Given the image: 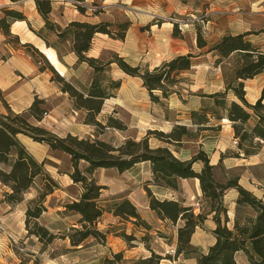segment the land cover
Here are the masks:
<instances>
[{"label": "trees", "instance_id": "16d2710c", "mask_svg": "<svg viewBox=\"0 0 264 264\" xmlns=\"http://www.w3.org/2000/svg\"><path fill=\"white\" fill-rule=\"evenodd\" d=\"M68 1L75 5L80 14H86V8L79 5L84 0ZM34 2L44 21L42 31L34 33L47 47L56 51L61 63L67 54H62L58 44H51L46 33L54 34L59 44H67L68 54L73 53L76 56L77 64L86 65L93 71L88 86L80 87L75 82L66 80L40 51L31 45L25 47L44 59L46 63L40 69L49 70L52 73V81L72 100L74 110L85 114L83 124L97 129L94 138L72 135L58 137L38 125L50 111L46 100L35 98L26 112L16 114L8 107L5 94L0 89V102L7 111L6 114H0V185L8 189L3 194V201L9 205H18L25 201V195L37 181L42 183L34 198L28 202L25 214L28 236L38 239L42 246L40 254L56 240H68L72 250L84 248L89 241L105 245L107 235L111 231L104 233L97 227L105 214L113 215L119 219L120 224L132 222L142 227L146 234H150L152 227L142 220L137 207L126 195L104 200L102 191L105 187L99 186L90 177L99 169H116L119 173H124L139 163L147 162L152 170L151 184L156 187L176 192L179 191L181 180L198 179L202 193L198 211L181 200H160L147 189L150 210L160 221L176 227L174 255L165 257L156 252L147 243L149 235H143L144 237L139 239L135 234L128 235L123 231L117 234V237L124 240L128 249L134 248L132 243L137 242L149 254L127 259L124 252L110 251L101 264H160L162 260L172 258L182 261L195 260L196 264H237L236 255L239 252L247 256L250 264H264V201L239 184L240 174L232 176L231 171H226L222 165L225 158L249 159L256 156L264 146V87L261 97L254 104L246 100L245 91L246 81L264 74V48L251 40V36L264 35V28L257 32L225 35L211 46L204 40L198 28L197 48L203 50L209 46L206 54H212L216 58L215 64L222 70L224 91L196 95L195 97L201 100V106L197 111H190L189 124L177 121L169 133L149 131L139 141L129 138L116 147L98 137L100 130L106 128L126 130V126L118 119L109 117L106 124L98 120L105 102L116 97L122 87V79L112 75V66L116 65L117 69L128 77L140 79L151 101L165 106L163 102H167L174 95L185 103L176 87L182 84L183 75L195 66V59L201 55H180L153 69L148 66H133L117 53L108 61L89 57L88 53L97 35L125 41L132 23L128 20L123 23L72 21L62 28L52 21L51 0ZM93 14L100 13L94 11ZM10 21H27V18L20 11L4 8L3 17L0 18V31L7 36L11 35ZM173 35H179L177 24L174 25ZM163 117L168 118L165 114ZM223 120L231 124L236 150L222 154L217 166L210 164L209 157L203 150L198 151L188 161L178 159L170 150V147L177 150L182 147L183 142L188 141L187 138L193 132L191 128H195L197 134L219 131ZM212 121L214 123H211ZM20 135L48 146L52 152H60L70 157L72 170L67 174L74 185L81 186L82 193L72 202L65 204L64 208L68 213L79 217L78 228L71 227L67 232L56 233L40 223L47 210V197L59 190L60 186L46 170V162H38L27 151L19 140ZM152 136L165 146L152 149L149 144ZM81 161L89 164L83 170L79 168ZM196 163L202 165L199 172L194 170ZM217 170L224 172L225 181L217 180ZM229 190L238 192L231 227L228 208L224 204V196ZM241 210H246L247 214L239 215ZM208 216H212L216 224L213 231L216 242L206 254H202L192 245V237L198 228L204 227ZM155 234L162 236L161 231H155ZM34 264L40 263L36 260Z\"/></svg>", "mask_w": 264, "mask_h": 264}, {"label": "rangeland", "instance_id": "374dc122", "mask_svg": "<svg viewBox=\"0 0 264 264\" xmlns=\"http://www.w3.org/2000/svg\"><path fill=\"white\" fill-rule=\"evenodd\" d=\"M65 1L69 2V4ZM55 2L58 3L55 4L58 8L55 11V16L52 18V21L54 22L57 20L62 21L60 19V14L62 12H66L67 19L78 18L81 21L91 23H98L100 21L123 23L128 20L134 25L133 30L127 33L128 37H126L127 40L125 39V41L114 40V42L113 39L105 38L104 41L100 40L98 42V45H101L102 42H104L105 50H103V54L101 56V59L104 61H108L113 58V55L115 54L114 49L118 48H123L126 53L130 52L128 55L134 60L138 58L140 63L142 62V59L146 58H150V61L156 62L164 56L165 53L173 54L178 50V48L183 51H188V53H192L196 56L201 55L199 56L200 58L197 57L198 59L195 60V66L183 75L182 84L176 87V89L181 93L182 99L186 104L175 95L167 102H163L165 106L154 104L156 106H154V111L150 114V123L146 120L142 121L141 119V116L145 115L146 103L148 101L153 103L149 93H147V98V96L141 92L140 85L136 84L132 80L131 82H127L128 80L126 79H129V77L119 71L116 65L112 66V75L115 78H121L122 82L125 80V86L119 96L120 98H117L119 93L118 91L116 97H114L115 100L110 99L108 102H105L103 112H101L98 116V120L103 124H106L107 118L109 117L118 119L126 126V130L120 131L112 128H106L104 130H100L101 133L98 134V137L99 139L116 147L122 145L129 138H134L136 141H139L144 138L149 131H166L164 133H169L175 126V122L172 118L174 119L176 116H180L179 114L177 115L176 111H180V113H189L190 109L197 106L196 103L200 100L198 97H195L196 95L223 92L224 81L222 70L215 64L216 58L213 57L212 54H206L208 47L217 43L220 38L225 35L241 34L245 33L246 30H249L250 32H257L262 26H264V17L256 15L258 14L255 12L256 10H254L256 7L254 8L250 0H84V2L79 3L81 7L86 8V14L84 15H80L79 12H77L75 5L68 0H56ZM60 3L63 4L61 5ZM94 11H97L100 14L94 15ZM27 12L29 13L28 8ZM31 23L33 25L31 30L33 34L37 36L34 31H42L44 25L40 27L35 20H32ZM175 24L178 25V36L173 35ZM139 27L141 30H139ZM198 28L201 30L204 40L209 45L203 50H199L196 44ZM46 34L49 37L51 44H58L62 54L68 55L69 48L67 44H59L57 38L52 33L47 32ZM170 39L174 42L168 41ZM252 39L254 43L258 45H260V43L264 44V35H260L259 37L253 36ZM133 42L144 45L145 50L141 53L132 51ZM28 50L31 51V49ZM148 52H150L149 55ZM133 53H136L137 57ZM36 56L42 67L46 62H44V59H42L39 55L36 54ZM127 61L130 62L129 60ZM68 62L70 63L71 61L68 60ZM131 64L133 63L131 62ZM71 68L72 70H69L63 75L64 78L75 82L80 87L88 86L91 77L93 76V71L86 65H74ZM259 86L260 83L258 80L247 84L248 90L251 88H258ZM117 101L123 103V106L118 107L114 105ZM170 106L171 108H169ZM169 109L172 110L170 111ZM76 112L77 114L68 113L66 116V122L58 121V117L52 114L55 120L51 118L50 121L51 123H55L56 128L51 126V129H54L55 132L61 135V138L71 135L69 132L77 134V137L79 138H94L97 129L95 130L92 126H89L91 127L90 129H92V132L90 129L87 131L90 136L86 133L83 134L80 125L83 124L85 114L78 111ZM164 114L166 115V118H168L163 119V121L167 120L168 122L169 120L170 122L171 120V128L169 130H165V128H162L161 126L164 130L163 131L159 129V125H157V115L160 120L161 116ZM187 118L188 116L185 115L184 119L180 122L182 124H189ZM41 123H39L40 126L44 127L45 125ZM137 124H140L139 129L135 128ZM191 130L193 132L190 133L187 138L188 141L183 142L182 147L179 148L183 150L181 153V157L183 158H192L193 155L203 149L200 141L203 143L205 142L204 136L209 137V142L204 143L207 145L204 149L207 148L208 151H210V149L214 146L216 149L224 148L227 146L226 143H229L230 141L229 136H227L228 134H225L228 132L224 128H221L219 131H212L209 134H206L205 132L197 134L195 132V128H191ZM150 140L157 139L152 136ZM160 144L165 146L162 142H160ZM153 147L154 146L151 148L154 149ZM170 149L173 150L174 147H170ZM226 150H228V148ZM54 153L55 155L53 158L50 160H44L46 162L45 168L47 171L49 170L53 173V176L58 175L60 177V179L57 180L60 189L57 190L56 196L50 199L48 206L61 208L60 212H57L56 214L61 219L62 226L68 227V230L71 228L70 226L78 228L77 221L79 217L68 213L63 209H65V204L72 202L82 193V188L80 185H74L67 174V172L72 170L70 157L60 152ZM208 156L212 157L213 155L212 153H209ZM212 161H214L213 157ZM88 165V163L81 161L79 163V168L83 170ZM251 166L252 167L248 166V168L234 169L231 171V175L242 174L244 170H247L258 181L262 180V183H264V164H253ZM195 168L197 169L196 166ZM102 171L103 169H99L93 172L90 177L95 180L99 186L105 187L102 191V199L104 200H110L120 195H126L130 200L129 194L135 191L138 193V195H136L137 200H140V197H142L140 196V193L142 192L144 196L141 199L149 202L148 193L146 191L147 189H149L156 198L160 200L165 199L163 194H159L161 192L156 189V186L151 184L153 179L152 170L148 168L147 165L140 166L133 170L130 169L119 174L116 172V169H108L105 174H103ZM50 172L49 174H51ZM216 177L218 181L223 182L225 181L226 176L223 171L217 170ZM41 185L42 183L37 181L30 192L25 195L27 205L28 202L34 198L37 190L42 187ZM125 189L127 190L126 192L113 195V193ZM176 193V196L172 194L171 196H168V198L172 200H180V188L179 191H176ZM258 195H260V193H258ZM131 202L133 203V201ZM200 203L201 201H198V204ZM240 214L245 215L247 214V211L241 210L239 215ZM141 218L149 224V222L142 216ZM158 221L159 219L154 214V219L150 222L151 224H149L153 230L150 234H146L142 227L136 226L132 222L120 224L119 219L112 220L105 214L97 225L99 230L104 233L111 231V233L107 235L105 245L89 241L82 249L70 250L67 248L68 245L63 243L62 240H56L53 243L54 245H50L53 252L49 258V264H101L102 260L109 255L110 251L117 253L121 247L122 251L119 252H124L127 259L143 255L146 256L149 254L147 250H145V248L137 242L132 243L134 248L128 249L124 240L117 237V234L119 235L123 233V231H125L128 235L135 234V236L139 239L145 235H149L147 243L156 252L163 254L165 257L173 256L176 227L171 226L169 223ZM40 223L44 225L42 221H40ZM13 231L18 233V229L14 228L13 230H10L0 220V237H5L7 239L10 249L16 253L15 255H18L21 260H31L29 256H25L26 254L29 255L26 252V249L28 248L32 250L35 247V243L29 240L28 245H24L22 242L25 241V239H19L18 235ZM65 231L67 232V230ZM155 231H161L162 236L160 237V234H155ZM26 232L27 237H29L27 230ZM196 239L198 241L197 237ZM172 259H165L162 261L164 264H182L183 262L182 260ZM18 260L20 261V259ZM36 260L42 264L40 258ZM20 262L22 263V261ZM192 263L194 262L187 261L185 264Z\"/></svg>", "mask_w": 264, "mask_h": 264}, {"label": "crops", "instance_id": "0c3cea01", "mask_svg": "<svg viewBox=\"0 0 264 264\" xmlns=\"http://www.w3.org/2000/svg\"><path fill=\"white\" fill-rule=\"evenodd\" d=\"M51 1L53 5V12H52V18H53L55 16V11L58 8L55 4H58V3L55 2L56 0H51ZM250 1L252 5L254 6V8L256 7V9H254L256 10L255 12L258 13L256 15L260 17H264V0H250ZM65 2L69 4V2L67 1ZM60 4L62 5L63 3H60ZM4 8H8L9 10L20 11L27 18V21H10V34H11L10 36H7L2 31H0V89L5 94V102L7 103L8 107L10 108L12 112L16 114H20V113L26 112L31 107L35 98L46 100L48 102L50 111H49V114L44 118L41 124H44L45 125L44 127L47 130L51 131L53 134L57 135L58 137H61V135L55 132L54 129H51L52 128L51 126H54V127L56 126L55 123H51L50 121L51 118L55 120L52 114L58 117V121L66 122L67 121L66 116L68 115V113L77 114V112L74 110L73 102L69 98L68 94L62 93L60 90V87L52 81V74L50 73L49 70L40 69L41 65H40V62H38L36 54L32 50L29 51L28 48L25 47V45H31L35 49L40 51L47 58L49 63L61 75H64L69 70H72L71 68L72 66L74 65L81 66V65L77 64V58L73 53H70L64 56L62 58L63 63H61L57 57L56 51L52 48L47 47L46 44L40 38H38L37 36L33 34L31 30L33 27L31 23L32 20H35L36 23H38L40 27L44 25V21L42 20V18L40 17V15L38 14L36 10L34 0H0V18L3 17ZM27 8H28L29 13L27 12ZM66 16H67L66 12H62L60 14V19L62 21L57 20L55 21V23L61 26L62 28H64L68 23L72 21H81L78 18L67 19ZM133 26L134 25L132 24L129 31L133 30ZM263 28L264 26H262L260 30ZM139 30H141L140 27H139ZM246 31L249 32V30H246ZM259 36H255V37H259ZM252 37L253 36H251V40L253 41ZM105 38H109V37L106 35H97L95 37L92 48L90 49L88 53L89 57L102 58L101 56L103 54L102 53L103 50H105V46H104V42H102L101 45H98V42L100 40L104 41ZM168 41L174 42L171 39ZM260 46L264 48V44L260 43ZM143 50H145L144 45H140L138 43L133 44L132 51H135V52L137 51L136 53H141ZM114 52L117 53L119 56L129 60L130 62L126 60L129 64H131L132 62L133 64L131 65L133 66H148L150 69L158 67L163 62L169 61L177 56L188 54V51H183L180 48H178V50L175 51L173 54L165 53V55L162 56L156 62L150 61L151 60L150 58H146V59L140 58L142 59V62L140 63L138 61V58L134 60L132 57L128 55V53L130 52L126 53V51H124L123 48L114 49ZM136 53H133V54L137 57ZM149 54L150 52H148V55ZM198 58H196L195 60H197ZM68 60H70L71 62L69 63ZM126 80H128L127 82H131L132 80L136 84L140 85L141 92L145 94L148 98V94H147L148 92L146 89L142 87V82L140 79L129 77V79H126ZM257 80L260 83V86L255 89L251 88L250 90H248L247 84H249L250 82L257 81ZM124 86H125V80L122 83V87L119 90L117 98H120L119 96L121 95V92L123 91ZM263 87H264V74H260L254 79L246 81L245 82L246 100L250 104H254L261 97ZM212 94H215V93H212ZM109 100H107L106 102H108ZM112 100H115V98H112ZM196 104L197 106L190 109V111L199 110L201 106V100L198 101V103ZM114 105L119 107V106H123V103H121L120 101H117ZM154 106L156 105H154V103H151L150 101L146 103L145 115L141 116L142 121L146 120L149 123L151 122L150 114L152 113V111H154V108H155ZM169 108H171V106ZM169 110L171 111L172 109H169ZM176 112H177V115L179 114L180 116H176L174 119L172 118L175 124L177 121H182L185 115L188 116L187 119L190 123L189 113H186V112L180 113V111H176ZM6 113H7L6 108L0 102V114H6ZM157 117L159 118L158 115ZM158 118H157V121H158L157 125H159V129L163 130L162 128H165V130H169L171 128V120L170 122L169 120L168 122L167 120L163 121L164 119L163 116H161L160 120ZM211 123H214V122L212 121ZM80 126L82 128L81 130L83 134L86 133L88 136H90V134L87 131L91 127L86 126L84 124ZM139 127H140V124H137L135 128L139 129ZM221 128H224L225 130H227L228 133H225V134H228L227 136H229L230 138L229 143H226L227 146H225L224 148L216 149V147L214 146L210 149V151H208L207 148L204 149L207 146L204 143L209 142V139H208L209 137L204 136V141H205L204 143L200 141V143L203 146L202 150L208 155L209 153H212L213 155L212 157L214 158V161H212L211 156H208V157L210 160V164L213 166H217L219 164L220 157L222 154L230 150L232 151L236 150V141L234 139L231 124L227 120H223L221 123ZM90 130L92 132V129ZM204 132L206 134H209L212 131H204ZM69 134H71L72 136H76V137L78 136L77 134H73L70 132ZM19 140L24 145V147L27 149V151L38 162H42L45 159L50 160L55 155V153L52 152L48 146L34 142L32 139H30L27 136L20 135ZM149 144H150V147L154 146L153 147L154 149L158 147H164L157 140H150ZM227 148L228 150H226ZM170 150L173 152L175 157H177L180 160L188 161L191 159V157L190 158L181 157V153L183 152L182 149L176 150L174 148L173 150L172 149ZM253 164L255 165L264 164V146L258 155L250 157L249 159L225 158L222 163L226 171H232L237 168H245V167L248 168V166L252 167L251 165ZM144 165H147V167L151 169L150 163L146 162V163H139L135 165L132 168V170L140 166H144ZM195 166L197 167V169L195 168ZM201 169H202L201 164L196 163L194 165V170L196 172H199ZM109 170H113V169H109ZM48 172L50 171L48 170ZM116 172L119 174L118 171ZM102 173L105 174L106 169L105 170L103 169ZM51 174H52V177L56 181L60 179L58 175L53 176V173ZM239 184L247 191H250L251 193H253L257 198L262 199L264 201V183H262V180L258 181L247 170H244V172L240 174ZM156 189H158L161 192L159 194H163L165 199H168V200H172V199H169L168 196H171L172 194L176 196L177 194L174 191L161 188V187H156ZM6 191H8V189L0 185V220L10 230H13L14 228L18 229V233L14 231L13 232L18 235L19 239L21 240L25 239V241L22 242L24 245H28L29 240H31L35 243V247L32 250L28 248L26 249V252L29 255L26 254L25 256H29L31 260L25 261L24 259L23 261L18 255H15L16 253H14L10 249L7 239L5 237L4 238L0 237V264H20L21 263L20 261H22L21 264H34V262L38 258L41 259L42 264H49L50 263L49 258H50L51 253L53 252L51 247L48 246L43 251V253L40 254L42 246L38 242V239L33 238V237H27L26 235L27 232L25 230L24 224H25V212L27 209V204H26L27 200L15 206L9 205L3 201V194ZM126 191H127L126 189L119 190L113 193V195L118 194V193L120 194ZM180 191H181V195L178 194L181 196L180 200L183 201L186 205L194 206L197 212L199 208L198 201H199V198H201L202 196L199 180L198 179L181 180L180 181ZM56 193L57 191L47 197L46 202H45V206L47 210L42 215L40 221H42L44 225L52 232L59 233V232H64L65 230L68 231V227L62 226L61 219L56 214L57 212H60L61 208H54L53 206H48V202L50 201L51 198L56 196ZM258 193H260V195H258ZM136 195H138V193H136L135 191L131 192L129 194L130 200L133 201V203L136 205V207L140 211L141 216L146 221H148L149 224H151L150 222L154 219V213L149 210L148 202L141 199L144 196L142 192L140 193V196H142L140 197V200H137ZM237 198H238V192L236 190H229L226 192L224 196V204L228 208V216H229V219L231 220L229 227L232 226V223L235 217V210H236L235 201ZM106 215L110 217L112 220L113 219L117 220L110 214H106ZM158 222H162V221L159 220ZM215 228H216V224L214 223L212 216H208L207 220L204 223V227L198 228L196 232L194 233L192 237V245L200 253L206 254L209 251V248L215 244L216 238L213 234V231L215 230ZM196 237L198 238V241ZM62 242L68 245L67 247L68 249L72 250L68 240H65ZM121 248L119 249V251H122ZM174 250H175V245H174ZM60 256H63V255H60ZM18 259H20V261ZM187 261H192L194 262L192 264H196L195 260H184L182 264H185ZM236 262L237 264H250L247 256L242 252L237 253ZM161 264H164L163 261L161 262Z\"/></svg>", "mask_w": 264, "mask_h": 264}, {"label": "bare ground", "instance_id": "6f19581e", "mask_svg": "<svg viewBox=\"0 0 264 264\" xmlns=\"http://www.w3.org/2000/svg\"><path fill=\"white\" fill-rule=\"evenodd\" d=\"M31 149V148H30Z\"/></svg>", "mask_w": 264, "mask_h": 264}]
</instances>
